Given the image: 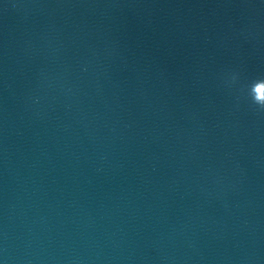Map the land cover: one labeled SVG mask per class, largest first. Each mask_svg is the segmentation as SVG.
<instances>
[{
  "label": "clouds",
  "instance_id": "1",
  "mask_svg": "<svg viewBox=\"0 0 264 264\" xmlns=\"http://www.w3.org/2000/svg\"><path fill=\"white\" fill-rule=\"evenodd\" d=\"M258 82H264V79H258L255 82L252 83V85L255 83L256 87L252 88V91L250 93V96L252 97L253 103L256 105H259L260 107L264 108V96H261L259 92H257V87H259Z\"/></svg>",
  "mask_w": 264,
  "mask_h": 264
}]
</instances>
